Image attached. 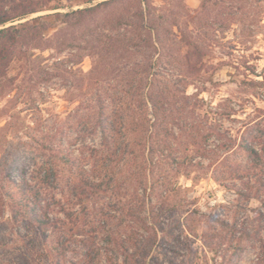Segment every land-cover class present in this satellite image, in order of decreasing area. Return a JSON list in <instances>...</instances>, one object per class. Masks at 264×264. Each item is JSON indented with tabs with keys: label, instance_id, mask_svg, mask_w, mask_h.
<instances>
[{
	"label": "rangeland",
	"instance_id": "1",
	"mask_svg": "<svg viewBox=\"0 0 264 264\" xmlns=\"http://www.w3.org/2000/svg\"><path fill=\"white\" fill-rule=\"evenodd\" d=\"M58 1L52 0L48 10L21 21L47 16L46 20L54 26L48 30L51 38H38L18 45L4 70L6 85L0 88V179L9 170L17 168L13 177L16 176L18 183H22L25 175L31 178V184L44 190H52L57 182L52 177L50 181L54 184L49 183L51 187L42 186L39 179L42 169H54L56 175L58 170H62L64 176L71 172L55 155L57 150L77 158L81 151L100 145L101 135L92 138L89 134L97 113V94L133 93L136 65L142 56L139 49L122 51L121 55L109 54L106 50L104 58H101V67L92 72L96 52L90 49L94 38L89 42L87 39V32L91 29L75 28L61 32L59 41L53 38V34L61 26L62 14L90 8L107 0ZM150 1L160 10L159 14H168L164 27L169 31L172 47L163 60V72L167 75V82H163L170 87L171 93L176 92L174 99L180 98V91L185 90L186 95L197 96L200 100L196 114L203 120V131L208 134V131L212 132L209 128L213 127L217 133L212 134L207 143L211 158L197 156L196 159L208 165L212 158H216V165H219L211 167L209 172L175 167L169 159L171 148L163 146L150 158L152 162L145 163L136 146L135 154L116 172L120 192L129 196L137 187L143 186L146 179L150 183L155 182L156 187L157 182L168 185L173 180L174 185L178 183L181 186L183 199H196V203L189 207L199 212L187 214L186 205L178 206L172 210L173 220L169 222L170 229L176 236H181L182 241L186 230L182 223L186 221L194 236L189 234L187 246L175 247L177 253H155L160 264H228L230 259L234 264H258L264 259V230L259 240H239L214 218L252 228L258 224L256 217L263 209L261 202L239 197L212 177L217 174L226 180L225 184L236 182L241 186L239 180L229 181L236 174L234 169L237 165L246 160L238 144L248 126L257 122L264 127V0ZM111 20L109 17L108 24ZM159 22L160 19L156 18V23ZM109 25L104 33L108 38H103L105 48L109 37L116 41L115 32L107 29ZM182 32L188 34L187 39ZM187 52L191 56L189 62H197L201 71L190 81L178 83L175 67L180 66L181 61L186 62L182 58ZM191 104H196V100ZM176 127L173 129L177 133ZM219 137L223 139L222 146H234L230 149L215 148L221 142ZM255 146L259 148L257 143ZM5 185L12 188L10 181H0V207L5 209V220H9L13 205L4 195L8 190L3 189ZM259 194L264 198L263 193ZM175 195L172 192L171 204L176 199ZM153 202L161 204L158 197ZM12 232L17 230L7 226L0 233V264L23 263L20 258L24 243H27L25 253H31L33 264H53L45 259L44 254H39L42 240L36 228L22 230L21 239L19 235L13 237ZM140 234L148 236L143 230ZM224 239L232 241V245ZM148 242L143 244L139 264L148 262L151 247ZM222 242L223 249L220 248ZM238 246L244 250L234 254ZM116 264H123L122 258Z\"/></svg>",
	"mask_w": 264,
	"mask_h": 264
},
{
	"label": "trees",
	"instance_id": "2",
	"mask_svg": "<svg viewBox=\"0 0 264 264\" xmlns=\"http://www.w3.org/2000/svg\"><path fill=\"white\" fill-rule=\"evenodd\" d=\"M51 1L0 0V27H3L0 30V88L6 85L4 70L18 45L28 41L31 43L38 38L50 40L48 30L54 26L46 20L47 16L21 21L48 10ZM92 1L95 0H84ZM159 11L150 0H107L90 8L62 14L61 26L53 34V38L59 41L61 32L66 33L75 28L91 29L87 32V39L89 42L90 38H94L90 49L96 52L92 72H97L101 67V58H104L106 50L109 54L115 52L121 55L122 51L139 49L138 52L142 54L141 62L136 65L137 79L132 86L133 93H112L111 96H107L106 92L97 94V113L93 117L89 134L92 138L100 134V145L86 152L81 151V156L77 158L64 151L55 152L71 170L69 176H64L62 170H58L59 174L57 172L56 175L54 169H42L40 184L45 188H48L47 185L51 187L50 184H54L50 181L53 177L57 185L52 190L31 184V178L25 175L22 183H18L16 176L13 177L17 168L9 170L0 179L12 184L11 189L7 185L3 189H8L4 195L13 205L9 220H5V209L0 207V233L5 227L11 226L17 230L12 232L13 237L19 235L21 239L22 230L36 228L42 240L39 254H44L45 259L51 260L53 264H116L120 258L123 264H139L146 241L151 244L150 255L148 262L143 264H160L157 254L177 253L174 248L181 244L187 246L189 234L194 236L190 233L187 221L182 223V227L186 228L184 241L170 229L172 210L178 209V206L186 205L187 214L199 212L189 207L196 203V199L188 201L181 197L182 189L178 183L175 186L173 180L168 185L157 182L156 187L155 182L150 183L146 179L143 180V186L137 187L129 196L121 194L118 187L116 172L135 154L136 146L145 163L152 162L150 158L157 151L160 152L159 148L163 146L171 148L169 159L175 167L209 172L216 165V158H212L208 165L196 159L197 156L211 158L207 143L211 135L217 133L213 127L209 128L212 132L207 130L208 134L203 131V120L196 114L200 100L197 96L186 95L185 90L180 91V98L174 99L176 92L171 93L170 87L163 82H167L163 60L172 45L169 31L164 27L168 14H159ZM109 17H112L110 25ZM156 18L160 19L159 24ZM107 25L110 26L107 29L115 32L113 36L116 41L109 37L108 47L105 48L103 38H108L104 34ZM182 33L187 39L188 34ZM193 52L192 56H195ZM183 55L182 60L186 62L181 61L180 66L175 67L178 83L190 81L193 75L201 71L197 62H189V52ZM193 100H196L194 105L191 104ZM260 124L256 122L253 127L248 126L238 144L246 160L237 165L234 169L236 174L229 181L239 180L242 185L236 182L225 184L226 180L217 174L212 177L216 183L234 191L239 197L245 200L257 199L262 204L263 209L256 217L258 224L252 228L214 218L239 240H259L264 230V198L259 194H264V127ZM174 126H177L179 132L176 133ZM219 140L221 142L215 146L217 149H230L234 146H222L223 139L219 137ZM162 187L164 189H160ZM172 192H175L177 200H173V205L170 197ZM155 197L161 201L160 205L154 204ZM140 230L148 236H142ZM231 242L228 243L232 245ZM220 244L223 249L224 242ZM21 248L24 250L20 258L23 263L19 264H33L31 253H25L27 243ZM243 250L242 246H238L234 254H240ZM233 261L230 259L228 264H234ZM258 264H264V259Z\"/></svg>",
	"mask_w": 264,
	"mask_h": 264
}]
</instances>
